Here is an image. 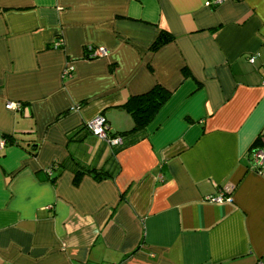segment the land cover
<instances>
[{
    "label": "crops",
    "instance_id": "obj_1",
    "mask_svg": "<svg viewBox=\"0 0 264 264\" xmlns=\"http://www.w3.org/2000/svg\"><path fill=\"white\" fill-rule=\"evenodd\" d=\"M206 1L0 0V264H264V0ZM154 83L138 142L67 143Z\"/></svg>",
    "mask_w": 264,
    "mask_h": 264
},
{
    "label": "trees",
    "instance_id": "obj_2",
    "mask_svg": "<svg viewBox=\"0 0 264 264\" xmlns=\"http://www.w3.org/2000/svg\"><path fill=\"white\" fill-rule=\"evenodd\" d=\"M173 37L172 35L165 31L160 30L156 38L152 41V43L149 46V49L151 51H155L160 46L172 41ZM61 43H59L58 46L60 47ZM55 46V45H51ZM84 50L85 57L86 58H92L87 53V47L85 46ZM187 73V72H186ZM169 96V91L163 88L160 84L154 83L151 87H149L147 90L129 95L126 100L119 105V108L126 111L131 119H132V126L129 129L120 131V132H110L107 129L108 137H114L116 135L121 137V143L112 145V152L115 153L125 147L131 146L138 142L140 139L146 136L147 131L146 127L153 119L156 112L159 110V108L162 106V104L165 102L167 97ZM89 130L86 127V124H81L79 127H77L72 133L67 135V143L69 142H79L81 141L87 134H89ZM6 141L7 138L3 137ZM254 143V142H253ZM260 146L257 144L256 146L251 145L249 149V154L251 157V152L253 149L259 148ZM73 163L76 164L75 168L73 169L74 172V179L78 178L82 173H90L92 176L96 179H100L101 177L109 176L111 177L113 174L110 171H105L104 169L100 168H94V167H85L84 165H81L77 161H74ZM56 162L51 163V167L54 166ZM62 164H64L62 162ZM64 166V165H62ZM117 171V170H116Z\"/></svg>",
    "mask_w": 264,
    "mask_h": 264
},
{
    "label": "built area",
    "instance_id": "obj_3",
    "mask_svg": "<svg viewBox=\"0 0 264 264\" xmlns=\"http://www.w3.org/2000/svg\"><path fill=\"white\" fill-rule=\"evenodd\" d=\"M221 0H208L205 3L206 4H217ZM60 43L59 40H56L54 45L58 46ZM87 53L91 57H95L97 55L103 54L104 51L102 48H94L90 45L87 46ZM249 61H252V58H249ZM70 73V68H65L63 70V74L68 75ZM19 105L17 103L13 102H7L5 103V108L12 109V108H18ZM86 127L89 130V132L96 137L100 138L101 140L105 141L109 145H116L121 143V137L116 135L114 137H108L107 134V123L104 119V117L101 114L95 115L92 117L89 121L86 122ZM2 144V141H0V145ZM250 163L251 167H253L255 170H258L263 164H264V145H261L259 148L253 149L251 152L250 157ZM219 193L215 196L206 197V200L212 201V202H223V201H229V197L225 196L221 190H218Z\"/></svg>",
    "mask_w": 264,
    "mask_h": 264
},
{
    "label": "water",
    "instance_id": "obj_4",
    "mask_svg": "<svg viewBox=\"0 0 264 264\" xmlns=\"http://www.w3.org/2000/svg\"><path fill=\"white\" fill-rule=\"evenodd\" d=\"M31 148H33V147H31Z\"/></svg>",
    "mask_w": 264,
    "mask_h": 264
}]
</instances>
